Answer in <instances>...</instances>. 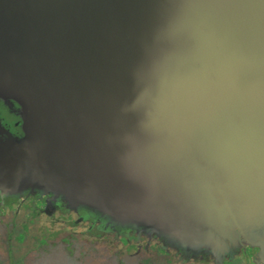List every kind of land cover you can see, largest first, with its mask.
Here are the masks:
<instances>
[{"label": "water", "instance_id": "95a60500", "mask_svg": "<svg viewBox=\"0 0 264 264\" xmlns=\"http://www.w3.org/2000/svg\"><path fill=\"white\" fill-rule=\"evenodd\" d=\"M0 189L190 251L264 247V0H0Z\"/></svg>", "mask_w": 264, "mask_h": 264}, {"label": "flooded vegetation", "instance_id": "af4514ba", "mask_svg": "<svg viewBox=\"0 0 264 264\" xmlns=\"http://www.w3.org/2000/svg\"><path fill=\"white\" fill-rule=\"evenodd\" d=\"M22 125L18 105L0 99L2 148L22 139ZM54 248L71 264H264V247L238 246L221 257L190 251L154 231L116 224L85 208L68 209L61 198L39 190L0 189V264H15V252L24 264L30 255Z\"/></svg>", "mask_w": 264, "mask_h": 264}, {"label": "rangeland", "instance_id": "374dc122", "mask_svg": "<svg viewBox=\"0 0 264 264\" xmlns=\"http://www.w3.org/2000/svg\"><path fill=\"white\" fill-rule=\"evenodd\" d=\"M37 242L39 239H36ZM36 241H33L35 244ZM40 243V244H41ZM47 244V243H46ZM3 258H6L7 255H3ZM14 259H15V264H21L22 258L17 254L16 252L14 253ZM19 262V263H18ZM24 264H71L70 261L66 259V256H64L60 251L59 248H54L53 250H50L48 253H41L37 252L35 255H30L27 260H25Z\"/></svg>", "mask_w": 264, "mask_h": 264}]
</instances>
